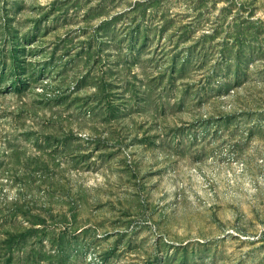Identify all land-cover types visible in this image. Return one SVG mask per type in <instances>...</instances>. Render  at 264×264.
Here are the masks:
<instances>
[{
	"label": "rangeland",
	"instance_id": "1",
	"mask_svg": "<svg viewBox=\"0 0 264 264\" xmlns=\"http://www.w3.org/2000/svg\"><path fill=\"white\" fill-rule=\"evenodd\" d=\"M135 1L0 0V264H264V0Z\"/></svg>",
	"mask_w": 264,
	"mask_h": 264
},
{
	"label": "trees",
	"instance_id": "2",
	"mask_svg": "<svg viewBox=\"0 0 264 264\" xmlns=\"http://www.w3.org/2000/svg\"><path fill=\"white\" fill-rule=\"evenodd\" d=\"M159 0H142V1H135L127 10H124L123 12H119L116 13L114 15H112L111 17H109L108 19H102L99 24L95 27V30L97 32H103L106 33L109 30H112L113 25L115 24V22L120 18V15H124V12L127 11V13H135L137 15H141L143 16L144 13L147 12V10H150V8L156 7V4L158 3ZM200 5H196L195 7L193 6V10H197L199 8ZM198 14H200V12L197 10ZM138 20V19H137ZM135 21L134 25V29H132L127 35H126V40L130 43L131 46L133 45H140V43H143V40L145 38V35L142 33L140 26L138 24H136L138 21ZM167 20L163 21L166 22ZM130 22L126 23L129 24ZM162 29H166V27H162ZM205 35L201 34V37L203 38ZM237 40V39H236ZM241 41V40H240ZM235 45V43H234ZM236 46V45H235ZM224 53V52H223ZM191 52H187V56H190ZM233 57H237L240 55L239 50L235 49L233 50ZM185 56V59L183 60V62H187L188 61V57ZM175 65V64H174ZM175 70V69H174ZM184 70V66L183 64H180V67L178 69H176V71H183Z\"/></svg>",
	"mask_w": 264,
	"mask_h": 264
}]
</instances>
